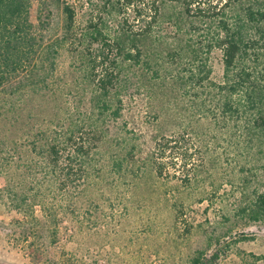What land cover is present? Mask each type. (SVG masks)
I'll return each mask as SVG.
<instances>
[{"label": "rangeland", "instance_id": "obj_1", "mask_svg": "<svg viewBox=\"0 0 264 264\" xmlns=\"http://www.w3.org/2000/svg\"><path fill=\"white\" fill-rule=\"evenodd\" d=\"M53 13L45 45L62 33V12ZM83 15L80 9L79 22ZM47 57L43 91L0 117L7 144L0 154V264H188L197 253L207 264H264V221L236 215L241 192L264 189V153L249 141L244 121L224 119L215 107L221 51L209 57L210 77L202 84L185 83L189 66L174 61L163 62L160 77L141 65L126 70L129 83L114 91L106 121L67 47L53 69ZM83 121L96 123L101 140L82 181L64 189L42 185L35 215L17 210L7 189H28L30 180L22 183L19 174L37 171L32 148L40 132L63 138ZM183 136L161 160L160 176L157 144ZM43 203L52 215L42 212Z\"/></svg>", "mask_w": 264, "mask_h": 264}, {"label": "trees", "instance_id": "obj_2", "mask_svg": "<svg viewBox=\"0 0 264 264\" xmlns=\"http://www.w3.org/2000/svg\"><path fill=\"white\" fill-rule=\"evenodd\" d=\"M55 8L62 12V33L45 45L44 33ZM65 47L81 63L83 85L90 86V101L98 105L104 121L111 117L114 91L129 83L126 70L141 65L160 77L163 62L174 61L189 66L185 83L202 84L210 77L209 57L221 51L224 78L219 87L214 85L221 96L215 107L224 119L244 121L249 141L264 153V0H0L1 118L30 93L43 91L48 80L46 73H40L43 56H48L45 62L53 69ZM114 115L119 116V110ZM82 125L64 130L63 138L60 133L40 132V141H34L32 148L40 158L39 167L35 172L29 167V175L19 174L22 183L30 180L28 189L23 185L20 191L7 189L17 210L34 216L33 199L41 196L42 185L64 189L82 181L86 159L101 140L96 123ZM0 140L1 154L7 144ZM181 140L185 136L163 138L157 144L155 165L160 176L166 169L161 160L167 151L177 150ZM64 158L69 162L64 163ZM243 185H248L247 180ZM241 195L236 215L264 221V189L256 187ZM41 208L52 215L44 203ZM188 264L207 263L203 253H197Z\"/></svg>", "mask_w": 264, "mask_h": 264}]
</instances>
